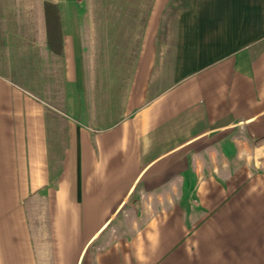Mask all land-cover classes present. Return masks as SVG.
I'll use <instances>...</instances> for the list:
<instances>
[{"label":"crops","instance_id":"1","mask_svg":"<svg viewBox=\"0 0 264 264\" xmlns=\"http://www.w3.org/2000/svg\"><path fill=\"white\" fill-rule=\"evenodd\" d=\"M89 1L0 6V264H264V0Z\"/></svg>","mask_w":264,"mask_h":264},{"label":"rangeland","instance_id":"2","mask_svg":"<svg viewBox=\"0 0 264 264\" xmlns=\"http://www.w3.org/2000/svg\"><path fill=\"white\" fill-rule=\"evenodd\" d=\"M15 5L12 6V2L10 0H0V6L5 7L6 9L15 7V9L20 10V14L22 15V19H28L26 16L29 10H33L35 14L39 16V10L42 7L43 0H13ZM97 0H90L89 3H96ZM26 11V12H25ZM24 13L26 14L24 17ZM27 21V20H26ZM20 82L27 86V79H20Z\"/></svg>","mask_w":264,"mask_h":264},{"label":"trees","instance_id":"3","mask_svg":"<svg viewBox=\"0 0 264 264\" xmlns=\"http://www.w3.org/2000/svg\"><path fill=\"white\" fill-rule=\"evenodd\" d=\"M45 13H46V22L48 26L49 32L51 29H59L60 28V15L59 8L56 4L46 2L45 3Z\"/></svg>","mask_w":264,"mask_h":264}]
</instances>
